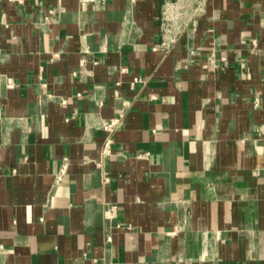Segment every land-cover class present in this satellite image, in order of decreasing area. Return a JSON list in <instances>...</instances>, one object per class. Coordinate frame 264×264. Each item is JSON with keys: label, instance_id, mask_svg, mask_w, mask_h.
I'll list each match as a JSON object with an SVG mask.
<instances>
[{"label": "crops", "instance_id": "1", "mask_svg": "<svg viewBox=\"0 0 264 264\" xmlns=\"http://www.w3.org/2000/svg\"><path fill=\"white\" fill-rule=\"evenodd\" d=\"M202 2L0 0V264H264V0Z\"/></svg>", "mask_w": 264, "mask_h": 264}, {"label": "built area", "instance_id": "2", "mask_svg": "<svg viewBox=\"0 0 264 264\" xmlns=\"http://www.w3.org/2000/svg\"><path fill=\"white\" fill-rule=\"evenodd\" d=\"M9 1H11V2H15V3H21L23 0H9ZM201 2H202V0H201ZM200 3V2H199ZM203 3V2H202ZM202 3H201V5H202ZM200 5V6H201ZM199 6V7H200ZM181 14V11L180 10H176V12L172 9V7L171 6H167V7H165L164 8V10H163V22H162V24H163V26L164 27H169V26H171V24L173 23V21H175V20H177L180 16ZM119 123V121L118 120H112V121H110V123L108 124V128L110 129V130H112L113 129V127H115V125L116 124H118ZM109 143H110V139H107V142H106V148L108 147V145H109ZM107 149H104L103 150V152H102V162H104V160H105V158H106V155H107V151H106ZM101 163V162H100ZM63 169H64V167H63ZM104 179L106 180L107 179V177L105 176L104 177Z\"/></svg>", "mask_w": 264, "mask_h": 264}]
</instances>
